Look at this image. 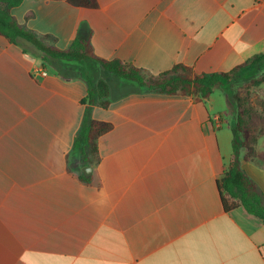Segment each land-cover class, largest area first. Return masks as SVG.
<instances>
[{"label":"crops","instance_id":"0c3cea01","mask_svg":"<svg viewBox=\"0 0 264 264\" xmlns=\"http://www.w3.org/2000/svg\"><path fill=\"white\" fill-rule=\"evenodd\" d=\"M98 3L25 0L11 12L61 50L92 30L98 58L152 75L229 73L264 54V0ZM229 84L220 77L204 102L162 95L0 35V264H264V222L226 211L219 189L233 153ZM86 119L113 125L94 166L73 144ZM241 166L264 192V150Z\"/></svg>","mask_w":264,"mask_h":264},{"label":"trees","instance_id":"16d2710c","mask_svg":"<svg viewBox=\"0 0 264 264\" xmlns=\"http://www.w3.org/2000/svg\"><path fill=\"white\" fill-rule=\"evenodd\" d=\"M25 0H0V35L10 43L31 45L39 54L42 61L82 62L92 61L98 63L104 70L121 79L132 81L139 86L158 94L167 96H196L197 102L206 101L215 91L219 78L222 77L229 83L233 79L251 76L254 72L264 67V54L256 55L246 64L236 67L229 73L196 74L192 68L183 64L175 65L171 71L159 75H152L122 61H106L96 56L92 47V30L80 31L67 50H61L51 45L44 39L33 34L20 25L12 15V9L19 6ZM77 7L96 9L98 0H68ZM108 83L101 79L95 90L98 94V103L103 108L110 106ZM227 113H223L226 116ZM113 125L108 122L86 119L83 121L74 141V147L81 153V157L88 166L99 163L98 140L110 132ZM234 139L232 143L233 153L230 163L223 178L219 182L223 205L226 211H232L243 207L250 215L264 222V192L257 182L242 168V159L249 160L256 153L255 146H249L248 142L240 140L242 129L240 123L233 128ZM245 154L243 155V152ZM83 180H87L84 175Z\"/></svg>","mask_w":264,"mask_h":264},{"label":"rangeland","instance_id":"374dc122","mask_svg":"<svg viewBox=\"0 0 264 264\" xmlns=\"http://www.w3.org/2000/svg\"><path fill=\"white\" fill-rule=\"evenodd\" d=\"M29 45V44H27ZM31 46V45H30ZM31 49L36 50L31 46ZM78 65V64H74ZM264 67L248 77L233 79L224 92L228 94L227 118L231 115V128L240 123V140L264 150ZM228 120V118H227Z\"/></svg>","mask_w":264,"mask_h":264},{"label":"water","instance_id":"95a60500","mask_svg":"<svg viewBox=\"0 0 264 264\" xmlns=\"http://www.w3.org/2000/svg\"><path fill=\"white\" fill-rule=\"evenodd\" d=\"M92 167H85L82 172H84L86 177H89L92 174Z\"/></svg>","mask_w":264,"mask_h":264},{"label":"built area","instance_id":"2783aa9c","mask_svg":"<svg viewBox=\"0 0 264 264\" xmlns=\"http://www.w3.org/2000/svg\"><path fill=\"white\" fill-rule=\"evenodd\" d=\"M42 75H44V76H46L47 75V72H45V71H43V72H41V71H39Z\"/></svg>","mask_w":264,"mask_h":264}]
</instances>
